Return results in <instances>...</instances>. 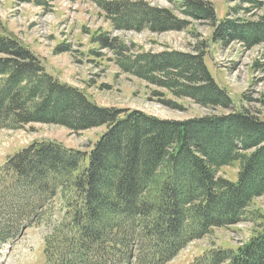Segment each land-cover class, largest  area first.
Masks as SVG:
<instances>
[{
    "label": "trees",
    "instance_id": "1",
    "mask_svg": "<svg viewBox=\"0 0 264 264\" xmlns=\"http://www.w3.org/2000/svg\"><path fill=\"white\" fill-rule=\"evenodd\" d=\"M97 1L118 29L158 33L189 26L142 0ZM183 7L187 16L203 12L193 16L220 22L214 40L264 42L263 21L236 26L218 21L214 7L201 1L185 0ZM97 41L116 54L125 72L175 96L225 109L234 103L201 52L131 55L118 39ZM0 54V129L31 123L58 124L75 133L107 129L89 155L42 141L7 160L0 171V247L39 224L58 193L65 220L46 239V264H166L217 228L262 218L260 212L248 215V208L264 196L263 120L235 112L179 122L100 107L48 74L14 35L0 33ZM112 161L114 173L107 178ZM235 162L237 181L219 175ZM256 233L236 250L213 248L191 264H264V226Z\"/></svg>",
    "mask_w": 264,
    "mask_h": 264
},
{
    "label": "rangeland",
    "instance_id": "2",
    "mask_svg": "<svg viewBox=\"0 0 264 264\" xmlns=\"http://www.w3.org/2000/svg\"><path fill=\"white\" fill-rule=\"evenodd\" d=\"M142 1L151 7L169 10L189 26L183 31L158 33L118 29L106 18L97 0H0V33L14 35L42 60L49 74L79 88L99 106L135 109L160 120L179 122L235 112L248 113L264 121V42L248 44L237 37L214 40L220 22L213 24L209 18L193 16H204L203 12L185 15V0ZM197 1L213 6L219 21L227 19L236 26L264 22V0ZM256 31L259 32V27ZM105 36L120 40L129 49L126 54L131 55L178 52L196 56L201 52L213 79L230 93L234 103L225 109L217 103L209 105L189 96H175L125 72L116 63V54L103 49L97 41ZM0 58L4 56L0 54ZM204 132L205 137L208 131ZM105 133L106 126L75 133L68 127L49 123H31L17 130L1 129L0 171L8 158L35 141H57L66 148L87 152L93 150ZM213 139L207 144L213 143ZM85 162L88 165L89 159ZM112 164L104 173L107 178L114 173V161ZM239 169V162H235L221 168L219 175L235 182ZM61 197L58 193L51 201L39 224L26 228L0 247V264H46V239L65 220L66 209ZM254 212H260L262 218L254 223L245 221L217 228L166 264H191L208 249L236 250L247 244L263 229L264 196L257 197L249 206L248 215Z\"/></svg>",
    "mask_w": 264,
    "mask_h": 264
}]
</instances>
